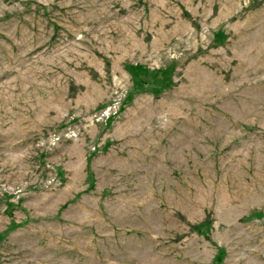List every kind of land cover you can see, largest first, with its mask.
I'll list each match as a JSON object with an SVG mask.
<instances>
[{"label": "rangeland", "instance_id": "obj_1", "mask_svg": "<svg viewBox=\"0 0 264 264\" xmlns=\"http://www.w3.org/2000/svg\"><path fill=\"white\" fill-rule=\"evenodd\" d=\"M0 264H264V0H0Z\"/></svg>", "mask_w": 264, "mask_h": 264}, {"label": "trees", "instance_id": "obj_2", "mask_svg": "<svg viewBox=\"0 0 264 264\" xmlns=\"http://www.w3.org/2000/svg\"><path fill=\"white\" fill-rule=\"evenodd\" d=\"M135 75H136V77L138 78V79H141V77H140V74H139V70H135Z\"/></svg>", "mask_w": 264, "mask_h": 264}]
</instances>
